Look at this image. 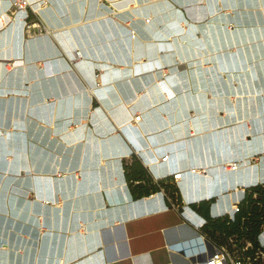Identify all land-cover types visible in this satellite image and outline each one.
<instances>
[{"label": "crops", "instance_id": "obj_1", "mask_svg": "<svg viewBox=\"0 0 264 264\" xmlns=\"http://www.w3.org/2000/svg\"><path fill=\"white\" fill-rule=\"evenodd\" d=\"M29 1L0 19V264H192L200 234L251 249L230 222L264 186V0Z\"/></svg>", "mask_w": 264, "mask_h": 264}, {"label": "built area", "instance_id": "obj_2", "mask_svg": "<svg viewBox=\"0 0 264 264\" xmlns=\"http://www.w3.org/2000/svg\"><path fill=\"white\" fill-rule=\"evenodd\" d=\"M30 9L36 13L37 9H34L32 3L29 0H11L10 10L1 16L5 17V21H15L17 19V14L20 11L28 12ZM149 19L150 18H147L146 20L149 21ZM25 30L27 35L50 32V29L46 26V24H44L41 20L39 21V19L27 20L25 22ZM130 33L132 37H135L136 32L134 29H131ZM78 53H80V51L75 52L76 57L80 55ZM137 117H142V114H137ZM167 158L168 155H164L162 157L163 160H166ZM237 166L238 163L236 161H229L225 163L226 170H235ZM203 169L206 171L205 168ZM203 173L206 174L207 172ZM181 176V171L175 172L172 175L174 181H177L179 178H181ZM160 192L168 200L172 208L180 210L181 203L178 200V194L174 188L172 190L167 189L164 185L160 184ZM253 196L257 197V192H253ZM241 202L242 201L240 199L235 201L233 206L235 212L240 211ZM258 236L260 239V245L253 253H249L246 256H233L228 247L220 242H205L203 234H200V237L203 239V243L200 246L194 247L185 252L184 255L191 261L192 264H262V259L264 256V243L262 242V237L264 236V218Z\"/></svg>", "mask_w": 264, "mask_h": 264}, {"label": "trees", "instance_id": "obj_3", "mask_svg": "<svg viewBox=\"0 0 264 264\" xmlns=\"http://www.w3.org/2000/svg\"><path fill=\"white\" fill-rule=\"evenodd\" d=\"M164 186L167 188V185H164ZM253 192H257L258 196L254 197ZM261 204H262V207L260 206ZM242 206H243V210L241 211V214L237 215L235 222H230V226L236 227L240 225L239 222H240L241 216L245 217L246 220L244 222L243 227H247L248 230H244V229L242 230L238 227L237 231L241 235H245V237L252 242L253 247L251 249L248 248V252L253 253L258 247L257 236H258V233H259V230L261 228V225L263 223V218H264V212H263L264 211V186H261V185L253 186L251 188L250 193L246 192L245 197L243 199ZM230 233H232V231H229L228 234ZM262 264H264V256L262 259Z\"/></svg>", "mask_w": 264, "mask_h": 264}, {"label": "rangeland", "instance_id": "obj_4", "mask_svg": "<svg viewBox=\"0 0 264 264\" xmlns=\"http://www.w3.org/2000/svg\"><path fill=\"white\" fill-rule=\"evenodd\" d=\"M252 160H255V159L252 158ZM255 161L259 162L258 163L259 165L262 162L260 160H255ZM226 162H229V161H226V160L221 161L220 165L218 166V169L223 170V171H227L225 169V163ZM243 163H245V162H243ZM263 163H264V159H263ZM205 169H206V171L208 170L207 168H205ZM260 206L262 207V204ZM221 243L226 245L228 247V249L230 250V252L232 253V255L235 257H238V256L242 257V256H246L249 254L248 249H246L247 244L244 242V240H236L234 237H226V238H224V240H222Z\"/></svg>", "mask_w": 264, "mask_h": 264}, {"label": "bare ground", "instance_id": "obj_5", "mask_svg": "<svg viewBox=\"0 0 264 264\" xmlns=\"http://www.w3.org/2000/svg\"><path fill=\"white\" fill-rule=\"evenodd\" d=\"M0 19L2 20V21H5V17H2V16H0ZM78 54H80L79 55V57L81 56V52L80 53H78ZM77 54V55H78ZM142 119V117H137V115H135L134 116V118H133V121H135V122H138V121H140ZM204 168H206V167H204ZM190 170L192 171V172H194V173H200V174H204L203 172H207V171H205L204 169H203V167L201 168V167H192V168H190ZM188 213V212H187ZM263 243H264V236H263Z\"/></svg>", "mask_w": 264, "mask_h": 264}]
</instances>
